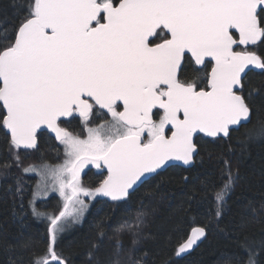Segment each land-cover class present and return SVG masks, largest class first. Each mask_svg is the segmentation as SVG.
Listing matches in <instances>:
<instances>
[{"label":"snow or ice","instance_id":"snow-or-ice-1","mask_svg":"<svg viewBox=\"0 0 264 264\" xmlns=\"http://www.w3.org/2000/svg\"><path fill=\"white\" fill-rule=\"evenodd\" d=\"M21 15L11 29L0 21V106L6 110L0 125L15 149H36L38 130L50 129L67 156L42 166L63 197L59 215L36 204L47 183L28 202L50 224L48 243L28 264H72L57 237L62 221L86 208L81 196L125 200L169 161L191 163L197 133L224 138L249 122V98L239 93L250 66L264 70V58L247 49L264 43V0H29ZM207 58L215 62L210 71ZM190 65L204 67L189 74ZM101 110L110 119L88 126ZM68 118L80 119L86 138L61 126ZM250 138L264 139V126ZM88 164L107 172L94 189L81 181ZM224 177L214 194L217 218L239 179L227 160ZM15 193L22 199L19 181ZM141 224L138 217L134 235ZM204 236V227L193 228L176 255ZM34 246L32 240L21 245ZM238 248L225 264H264V240L244 237Z\"/></svg>","mask_w":264,"mask_h":264},{"label":"trees","instance_id":"trees-1","mask_svg":"<svg viewBox=\"0 0 264 264\" xmlns=\"http://www.w3.org/2000/svg\"><path fill=\"white\" fill-rule=\"evenodd\" d=\"M27 3L0 0V21L6 20L11 29L23 19L21 12ZM248 50L264 58V43ZM192 68L186 71L191 74ZM243 83L241 94L252 107L250 121L227 138L200 140L192 166L174 165L153 175L125 200L95 199L83 222L57 237V247L70 256L72 264H135L137 260L140 264H225L239 252L238 243L244 237L257 243L264 240V139L250 138L264 126V70L248 72ZM4 112L0 106V115ZM70 121L74 130L75 119ZM62 158L59 145L47 131L38 134L36 149H15L0 125V264H28L32 253L48 243L49 221L34 216L28 203L38 177L25 169L29 162L57 164ZM225 160L239 179L225 195L217 218L214 194L225 178ZM27 161L24 166L22 162ZM105 175L104 170L89 169L84 179L95 177L92 183L96 186ZM18 181L22 199L15 193ZM36 204L41 211L56 215L62 200L52 195ZM138 217L141 229L134 235ZM197 226L206 229V238L189 253L176 255L178 245ZM27 240L35 246L21 247Z\"/></svg>","mask_w":264,"mask_h":264},{"label":"rangeland","instance_id":"rangeland-1","mask_svg":"<svg viewBox=\"0 0 264 264\" xmlns=\"http://www.w3.org/2000/svg\"><path fill=\"white\" fill-rule=\"evenodd\" d=\"M93 124H90L89 123V125L88 126H90V127H95L96 125H93ZM70 132H72L74 135H75V133L73 132V131H70ZM146 135V134H145ZM87 137V132H86V129L84 130V133H83V136H80V138H86ZM65 159H67V156H66V154H65V156H64V158H63V160L61 159V161H63L64 162V160ZM63 162H59V163H57V164H52V163H44V164H47V165H52V166H55V165H58V164H62ZM23 163V165L24 166H26V165H28L29 163V165L27 166L28 168L29 167H35L36 168V171H34V172H29V173H31V174H35V175H37V177H38V183H37V186H36V188H35V191H37L38 190V186L39 185H41L42 183H47L48 185H49V190L46 192V193H42L38 198H37V200H36V202L37 201H39V200H42V199H47V198H49L50 196H52V195H57L61 200H62V207H61V209L57 212L58 214H56V215H59V212L61 211V210H63V204H64V200H63V197L60 195V193L58 192V191H56V190H52L51 189V184H52V180H51V177H45L44 176V169L42 168V166L44 165V164H40V165H35V164H32L31 162H29L28 163V161L27 162H22ZM90 168H93L94 170H96V171H101V169H102V167L101 168H96L95 167V165H92V164H88L87 166H85V168H84V170H83V172L81 173V181H82V184H83V186L84 187H87V188H96V187H98L99 186V184L101 183H99V181L97 182V185L95 186L93 183H92V179L93 178H95V177H93V178H91L90 180H85L84 179V174L90 169ZM98 197H100L99 195H97V196H95V197H91V196H81V199H83L84 200V203H85V205H86V208L83 210V212L79 215V218H77L76 217V215L74 214V215H72V216H69V217H67V219L65 220V221H62V223H64V225H65V227H64V231L63 232H65V231H67V230H69V229H71V228H73L74 226H76V225H78V224H81L82 222H83V220H84V218H85V215H86V213L88 212V210L90 209V207H91V204L93 203V201L95 200V199H97ZM51 214V213H50ZM62 232V233H63ZM62 233H59L58 234V236L60 235V234H62Z\"/></svg>","mask_w":264,"mask_h":264},{"label":"flooded vegetation","instance_id":"flooded-vegetation-1","mask_svg":"<svg viewBox=\"0 0 264 264\" xmlns=\"http://www.w3.org/2000/svg\"><path fill=\"white\" fill-rule=\"evenodd\" d=\"M247 49H249V48H247ZM236 50H243V47H240L239 49H236ZM208 61H211V65H209V68L207 69L208 71H210V67L211 66H213L214 65V62L212 61V60H206L205 61V63L206 64H208ZM193 67H195V68H203L204 66H199V65H192ZM204 73H202V75H203ZM240 94H241V92H240ZM242 95V94H241ZM120 110H122V109H120ZM157 111H161V110H158V109H154L153 110V112L155 113V112H157ZM161 114H162V111H161ZM154 119H156V117H155V115H154V117H153ZM107 119H110V116H105L104 114H103V110H101V115H99V116H93V119H92V121H90L89 123L90 124H93V125H97V124H99V123H104ZM68 120L70 121L71 120V118H68ZM74 123H76L77 124V126H74L75 128H74V130L71 128V121L70 122H67V123H61V126L62 127H65V128H67L68 130L69 129H71V130H69V131H73L74 133H75V135H79V136H83V131L85 130V128H84V126H83V124H82V122L80 121V119L79 118H76L75 119V121H74ZM92 125V126H93ZM70 127V128H69ZM231 131H232V129L230 130V133H231ZM44 132V131H43ZM41 133V132H40ZM49 133V132H48ZM230 133H229V135H230ZM39 134V133H38ZM50 134V133H49ZM51 135V134H50ZM147 135V134H146ZM146 135H145V137H146ZM52 136V135H51ZM38 137V136H37ZM53 137V136H52ZM229 137V136H228ZM206 138H208V139H214V137H208V136H205V135H203V134H198V135H196L195 136V143L197 144V147H198V151H199V142H200V140H204V139H206ZM215 138H220V137H215ZM224 138H227V137H224ZM53 139L56 141V143L59 145V148H60V150L62 151V154H63V158H64V156H65V151H64V145H62L61 143H60V141H57L54 137H53ZM37 143H38V140H37ZM197 151V152H198ZM196 156H197V154L195 155V157H194V162H193V164L195 163V159H196ZM63 158H62V160H63ZM60 162H63V161H60ZM192 164V165H193ZM192 165H190V166H192ZM174 166V165H173ZM171 167V166H170ZM169 168V167H168ZM90 169H92L94 172H101V171H106L103 167H102V169H101V171H96V170H94L93 168H90ZM161 172V171H160ZM106 175H107V172H106ZM106 175H105V178H106ZM155 175V174H154ZM152 177V176H151ZM142 185V184H141ZM136 190V189H135ZM132 193V192H131ZM109 198V197H108ZM111 199V198H110Z\"/></svg>","mask_w":264,"mask_h":264},{"label":"water","instance_id":"water-1","mask_svg":"<svg viewBox=\"0 0 264 264\" xmlns=\"http://www.w3.org/2000/svg\"><path fill=\"white\" fill-rule=\"evenodd\" d=\"M260 42H258L257 44H259ZM256 44V45H257ZM253 46H255V45H249V46H247V48H251V47H253ZM241 47H243L244 48V46H241ZM251 51V50H250ZM254 52V51H253ZM256 55H258L257 53H255ZM259 56V55H258ZM208 60H211V58H207ZM206 59V60H207ZM213 62H214V60H212ZM215 63V62H214ZM199 66H201V65H199ZM214 66V65H213ZM251 68H252V70H255V71H261V69H259V68H255L254 66H250ZM246 72L248 73V72H250V71H248V70H246ZM244 79V78H243ZM240 94V93H239ZM4 111H6L5 109H4ZM250 119H251V117H250ZM250 121V120H249ZM237 126H233V128H236ZM240 127V126H239ZM238 127V128H239ZM7 130V129H6ZM231 130V129H230ZM43 131H47V132H49L54 138H55V134L54 133H52L51 132V130L50 129H46L45 127H42L40 130H38V132H37V136H38V133H40V132H43ZM7 132H8V130H7ZM9 133V132H8ZM198 134H203V135H205V136H207L205 133H197L196 135H198ZM9 135H10V133H9ZM209 137V136H208ZM56 139V138H55ZM37 140H38V137H37ZM57 140V139H56ZM57 141H59V140H57ZM194 142H195V136H194ZM197 151H198V147H197ZM195 155H196V153H194L193 154V159H192V162L191 163H189V164H185L183 161H169V165H166L165 166V169L164 170H166L168 167H170V166H173V165H181V166H190V165H192L193 164V162H194V157H195ZM105 169V168H104ZM106 170V169H105ZM164 170H158L159 172L160 171H164ZM146 175H148L149 176V178L151 177V176H153L154 174H146ZM143 179V178H142ZM138 183V186H134V189H137L138 187H140L141 186V184H140V182H137ZM132 192V190H130V193ZM110 198V197H109ZM197 227H201V226H197ZM193 230V229H192ZM191 234V233H190ZM206 235H207V231H206V229H205V236L204 237H201L199 240H197V242L190 248V249H188L186 252H184V253H189L190 251H192L193 249H195L205 238H206ZM190 236V235H189ZM189 238V237H188ZM187 238V239H188Z\"/></svg>","mask_w":264,"mask_h":264}]
</instances>
